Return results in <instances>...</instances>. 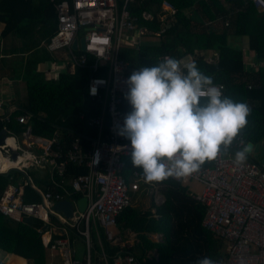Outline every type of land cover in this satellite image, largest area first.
<instances>
[{
  "label": "built area",
  "instance_id": "built-area-1",
  "mask_svg": "<svg viewBox=\"0 0 264 264\" xmlns=\"http://www.w3.org/2000/svg\"><path fill=\"white\" fill-rule=\"evenodd\" d=\"M50 1L54 3L57 28L44 44L45 48L51 52L65 49L71 71L76 66L92 73L105 71L103 75H90L86 89L87 95L99 103L101 112L88 117L83 112L77 114L79 119L97 127V134L89 142V148L82 145L79 136L64 143L59 130L50 135L36 134L28 123L29 115H17V122L25 126L19 132L7 125L3 127L0 174L14 169L19 175L15 181L10 176V182L0 194V213L16 222L25 217L40 220L42 225L37 231L42 244L51 254L58 253L62 264H143L144 258L126 251L124 240L114 232L117 216L131 204V194L139 189V182H145L136 171L128 180L121 173L122 156L130 155L131 145L117 134V127L131 111L124 97L128 90L126 80L139 68L130 71L129 61L120 56L119 50L126 32H136L140 37L161 35L177 8L170 0H161L163 21L157 31H152L137 25L138 18L126 7L129 0H122L121 5L120 0ZM252 2L260 12L264 11V0ZM142 17L151 19L152 15L143 12ZM224 25H228V20ZM81 29L84 31L80 35ZM81 37L83 49L79 46ZM74 40H77L76 49L72 48ZM139 46L140 41L135 46L136 52ZM167 57L168 54L163 55V59ZM188 62H192L191 56L182 66ZM214 85L223 92L222 84ZM14 110L0 101V120L10 123ZM106 119L107 131L103 136ZM245 145L244 138L238 135L229 147H221L210 165L201 166L187 177L169 178L181 185L190 180L203 184L202 192L189 191V194L206 207L202 225L223 243L226 256L220 264H264V165L247 155L243 163H235V153ZM11 151L18 153L15 160L8 157ZM6 159L11 163L6 165ZM74 166L83 167L86 172L74 174ZM41 169L46 173L44 188L37 185L30 173ZM25 186L38 194L37 201L24 199ZM81 197L86 198L83 210L77 205ZM64 199L72 203L70 217L55 209L56 202ZM101 232L118 248L111 258L103 248ZM72 235L81 239L84 261L76 255ZM95 243L99 246L96 256Z\"/></svg>",
  "mask_w": 264,
  "mask_h": 264
},
{
  "label": "trees",
  "instance_id": "trees-1",
  "mask_svg": "<svg viewBox=\"0 0 264 264\" xmlns=\"http://www.w3.org/2000/svg\"><path fill=\"white\" fill-rule=\"evenodd\" d=\"M170 1L177 11L169 26L156 36V41L141 43L133 59L123 57L129 61V70L151 67L164 60L165 54L179 61L191 56L198 69L212 78L213 84L223 85L224 96L250 106L248 123L238 135L245 143L264 142V11L260 12L252 0ZM160 2L129 0L126 7L138 18L137 25L157 31L163 21ZM119 3L121 5L123 1ZM143 12L150 13L152 18L144 19ZM225 20L228 25H224ZM0 21L5 23L2 37L9 33L17 35L22 44L19 51L26 53L21 64V77L26 81L25 97L16 99L10 123L0 120V131L5 125L21 131L25 125L18 123L15 117L28 114V123L34 133L50 135L59 130L64 143L79 136L82 145L89 148L97 127L79 119L77 114L83 112L88 117L101 112L99 103L87 95L86 89L90 75H103L105 71L101 69L92 73L76 66L73 71L66 68L55 78H46L37 69L39 63L52 59V54L44 46L57 28L54 3L50 0H0ZM232 35L246 38V47L255 66H247L244 50L230 43ZM181 68L186 74L187 70ZM107 123L106 119L103 136ZM122 162L121 173L127 180L134 171L143 177L142 169L132 166L130 155L122 156ZM210 163L211 160H206L201 166ZM72 170L74 174L86 172L85 168L78 166ZM18 175L14 169L0 174V194L10 182V176L15 181ZM152 183L159 185L165 196L164 203L156 207L157 216H152L149 210L141 211L129 205L116 218L118 228H130L137 233V242L126 251L139 259L144 258L143 264H196L203 257L214 261L224 259L223 243L202 225L205 205L192 198L185 186L169 178ZM24 199L37 201L39 196L30 186H25ZM41 225L42 222L33 217L16 222L0 213V249L27 258L32 264H48L47 249L37 231ZM155 232L162 234L161 241L154 242L149 238L148 234ZM71 239L78 257L84 250L83 244L79 237L72 235ZM101 240L111 258L118 248L112 246L102 232ZM151 249H155L157 255L145 256ZM98 252L99 246L95 243L94 255ZM80 259L84 261L82 254Z\"/></svg>",
  "mask_w": 264,
  "mask_h": 264
},
{
  "label": "clouds",
  "instance_id": "clouds-1",
  "mask_svg": "<svg viewBox=\"0 0 264 264\" xmlns=\"http://www.w3.org/2000/svg\"><path fill=\"white\" fill-rule=\"evenodd\" d=\"M167 57L151 67L132 71L124 94L131 105L117 134L131 145V164L142 169L146 183L180 179L214 160L248 123L250 106L224 96L195 62L183 65ZM203 100V102H202ZM247 148L235 153L243 163ZM196 264H220L209 257Z\"/></svg>",
  "mask_w": 264,
  "mask_h": 264
},
{
  "label": "crops",
  "instance_id": "crops-1",
  "mask_svg": "<svg viewBox=\"0 0 264 264\" xmlns=\"http://www.w3.org/2000/svg\"><path fill=\"white\" fill-rule=\"evenodd\" d=\"M37 4V2H36ZM192 12V11H191ZM5 26V23L0 21V101H2L5 106H13L16 108V99L22 97L19 94L18 90L22 85L21 69H22V56L25 58L26 53L22 54L19 51L21 47V40L17 35L9 33L5 37H2L1 33ZM143 36V35H142ZM141 36V37H142ZM144 36H147L145 34ZM152 35H148V42H154L155 39H152ZM138 38V40H136ZM233 40V38L231 39ZM140 41V44L143 43L142 39L136 32H126L122 45L120 46V56L126 59H133L135 55V46ZM52 54L51 60H46L38 64L37 69L42 71L46 78H55L60 71L66 70L69 68L71 70L70 63L67 58L65 49H58L56 51H49ZM247 56H249V51ZM187 57L181 59V61L187 62ZM247 59V58H246ZM180 61V62H181ZM248 61V60H247ZM35 172L36 175H32L35 182L38 180L37 185L39 187H45L46 173L41 169L40 171L31 170ZM139 189L132 192V200L130 206H133L141 211L149 210L152 216H157L156 207L161 206L165 201L164 194L160 191V186L154 183H146L141 181ZM184 186V185H183ZM144 191L142 194V204L135 203L133 196L139 191ZM163 198V201H162ZM157 200H161L157 202ZM145 203V204H144ZM118 235L125 242V247L133 246L137 240V233L130 228H118L116 226ZM149 238L154 242H159L162 240V234L159 232L149 233ZM95 241V240H94ZM125 248V249H126ZM82 255L83 249L81 250ZM48 254V264H62L61 257L58 253H52L47 250ZM157 252L155 249L148 250L146 252L147 257L156 256ZM0 262L6 264H32L31 260L24 258L20 255L14 253H7L6 251L0 249Z\"/></svg>",
  "mask_w": 264,
  "mask_h": 264
},
{
  "label": "rangeland",
  "instance_id": "rangeland-1",
  "mask_svg": "<svg viewBox=\"0 0 264 264\" xmlns=\"http://www.w3.org/2000/svg\"><path fill=\"white\" fill-rule=\"evenodd\" d=\"M214 24H216V23L214 22ZM83 31H84L83 29L80 30V35L83 33ZM124 33H125V31H124ZM146 37H148V35L147 36L143 35L142 37H140L142 39V42H148L149 41V40H147ZM151 38L155 39L157 37L153 36ZM232 38H233V40H231ZM136 40H138V38ZM229 40H230V43L233 45V47L242 48L244 50L245 58H247V59H245V63L247 64V66H249V65L255 66L256 65L255 61L253 60L252 56L250 55L251 53L249 54V56H247L249 50H247V47H246V38H244V37L242 38V37L232 35L231 37H229ZM183 61H181V66H182ZM25 86H26V81L22 77V85L20 86V88L18 90L19 94H21V96H22V99L25 97V93H26ZM250 154L252 156H254L253 148H252V151L250 152ZM259 158H260L259 156H256L254 159L260 160ZM31 174L36 175L35 172H31ZM140 184H142V182H140ZM184 186L187 188V190L194 192V193H200L203 190V184L199 181H196V180L187 181L184 184ZM69 189H70L69 187H66V190H69ZM140 192L142 194L144 193V191L141 190V191L137 192L136 194H134V196H133V199H134L135 203H137V204L143 203L142 202V194ZM114 232L117 233L116 228H115ZM93 237H94V239H96L95 234H93ZM81 254L82 253L78 254V258H81Z\"/></svg>",
  "mask_w": 264,
  "mask_h": 264
},
{
  "label": "water",
  "instance_id": "water-1",
  "mask_svg": "<svg viewBox=\"0 0 264 264\" xmlns=\"http://www.w3.org/2000/svg\"><path fill=\"white\" fill-rule=\"evenodd\" d=\"M79 46L81 49H83L84 47V38L81 37L79 40ZM77 47V40H74L72 43V48L76 49ZM5 137V131L2 129L0 131V144L3 143V139ZM245 147L247 148V152L246 155L249 158L254 159L256 156H259L260 158V162L264 165V142H257V143H252V142H247ZM244 147V148H245ZM253 148V152H254V156H252L250 154V152L252 151ZM18 155V153L16 151H11L10 155L8 157H10L12 160H15V157ZM7 157V159H8ZM5 160V164H10L11 162L9 160ZM86 204V198L85 197H81L78 199L77 201V205L78 208L80 210H83ZM55 209L62 212L65 216L70 217L72 215V203L69 200H60L58 202H56L55 204Z\"/></svg>",
  "mask_w": 264,
  "mask_h": 264
}]
</instances>
